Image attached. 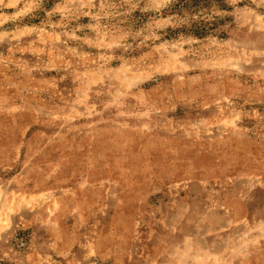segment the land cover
Returning a JSON list of instances; mask_svg holds the SVG:
<instances>
[{
	"label": "rangeland",
	"instance_id": "rangeland-1",
	"mask_svg": "<svg viewBox=\"0 0 264 264\" xmlns=\"http://www.w3.org/2000/svg\"><path fill=\"white\" fill-rule=\"evenodd\" d=\"M176 1L0 0V264H264V0Z\"/></svg>",
	"mask_w": 264,
	"mask_h": 264
},
{
	"label": "trees",
	"instance_id": "trees-1",
	"mask_svg": "<svg viewBox=\"0 0 264 264\" xmlns=\"http://www.w3.org/2000/svg\"><path fill=\"white\" fill-rule=\"evenodd\" d=\"M213 1L217 2L219 0H177L170 6V12L182 13L185 10L189 11L190 14L200 12L205 8L208 9ZM213 20H217V18L213 17ZM217 25V21L209 22L205 19H199L192 22L191 32L198 37H202L213 31Z\"/></svg>",
	"mask_w": 264,
	"mask_h": 264
}]
</instances>
